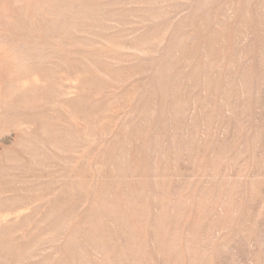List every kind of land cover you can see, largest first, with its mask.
<instances>
[{"label": "rangeland", "instance_id": "1", "mask_svg": "<svg viewBox=\"0 0 264 264\" xmlns=\"http://www.w3.org/2000/svg\"><path fill=\"white\" fill-rule=\"evenodd\" d=\"M0 264H264V0H0Z\"/></svg>", "mask_w": 264, "mask_h": 264}]
</instances>
